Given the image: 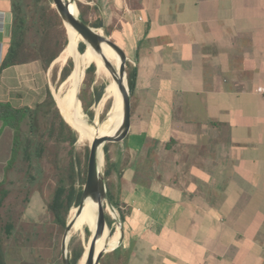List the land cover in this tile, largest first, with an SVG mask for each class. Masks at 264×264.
<instances>
[{"label":"crops","instance_id":"0c3cea01","mask_svg":"<svg viewBox=\"0 0 264 264\" xmlns=\"http://www.w3.org/2000/svg\"><path fill=\"white\" fill-rule=\"evenodd\" d=\"M79 2L133 74L130 131L108 150L131 264H264V0ZM13 21L0 0L4 56ZM12 69L0 103L17 108ZM13 153L0 120V181Z\"/></svg>","mask_w":264,"mask_h":264},{"label":"rangeland","instance_id":"374dc122","mask_svg":"<svg viewBox=\"0 0 264 264\" xmlns=\"http://www.w3.org/2000/svg\"><path fill=\"white\" fill-rule=\"evenodd\" d=\"M16 1L22 9L25 21L23 38L27 48L21 59L23 64L13 67L9 72V77L12 79L11 73L14 71L23 73L21 78L16 79L18 85H15L14 88L16 92L14 103L18 109L29 107L34 111L37 128L35 131L31 130L29 119L24 121L22 125L23 146L18 159L7 171V178L0 181V246L5 264H64L63 243L65 238L69 236L66 253L72 261L73 250L81 245L85 249L84 255L86 254L93 235L92 232L94 233L97 229L94 224L85 220L77 228H73L67 233V226L75 217V214L72 216V211L77 206H73L67 215L64 214L65 225L59 222L52 208L58 189L65 188L66 194L72 188L80 189L83 178L87 176L90 145L80 142V135L86 129L88 141H91L90 129L64 103L62 106L73 115L65 113L77 118L78 122L72 123L67 120L58 103V97L64 89L70 91L69 95L72 94L77 86L76 83L68 82L70 77L61 84V73L68 61L73 60L75 70L76 65L78 68L80 67L82 56L90 54L86 51L87 46H85L84 53L79 51L81 41L79 38V41L76 40V52L69 57L65 64L54 62L49 70H46L41 60L43 44L47 45L50 56L56 55L66 42L69 27L66 29L64 23L62 25L55 19L52 8L56 9V7L51 2L52 0ZM79 1L77 0V3ZM100 32L104 34L102 30ZM109 38L115 42L118 40ZM75 55H79L78 62L71 58ZM90 56L93 61L81 74L83 83L78 95L80 98L83 91V97L91 101L95 87L103 91L101 100L93 104L91 108L94 113L92 118L85 112L78 95L76 96L84 119H87L90 128L98 133L111 119V111L115 103L109 91L110 80L102 66L99 71L96 68L93 86L88 88L85 85V70L92 64L96 65L95 58ZM109 61L112 63L111 57H109ZM19 83H21L25 96L23 100L20 97L21 94L18 93L21 89ZM50 94L55 104H51ZM61 117L72 128V132L63 124ZM115 124L116 119L108 125L104 135ZM73 132L76 136L75 143L72 142ZM25 146L29 150V155L25 153ZM117 213L121 218L118 210ZM108 217L112 220V225H108L107 228L109 239L119 231L120 227L116 224L110 210L106 209V218ZM87 230L90 233L89 236ZM116 243L117 241H114L110 245L115 246ZM108 245L106 244V246ZM113 251L105 254L101 264L104 258ZM123 263L124 260H111L110 262V264ZM129 264H131V260H129Z\"/></svg>","mask_w":264,"mask_h":264},{"label":"trees","instance_id":"16d2710c","mask_svg":"<svg viewBox=\"0 0 264 264\" xmlns=\"http://www.w3.org/2000/svg\"><path fill=\"white\" fill-rule=\"evenodd\" d=\"M53 2V1H51ZM78 7L81 13L82 19L91 27L93 28H102V23L100 22V15L98 14L96 9H92L89 6L83 5L82 3L78 2ZM54 11V17L57 21H60L63 25L62 19L59 16L58 12L56 9L52 8ZM13 15H14V21H13V35H12V41L10 48L8 50V53L4 56V59L2 61V64L0 66V72L3 70H6L8 68L17 66L19 64H23L21 59L23 58V53L26 51V43L23 38V32L25 29V21L22 16V9L20 8L18 2L16 0H13ZM67 34V32H66ZM68 35V34H67ZM66 35V42L63 45V48L59 53L56 55H49L48 53V47L44 43L42 46L41 50V60L44 63L45 69L49 70V68L52 66V64L55 62L56 59L60 57L62 52L65 50V48L68 45V36ZM79 36H77V41H79ZM81 39V38H80ZM75 40V46L77 48V41ZM45 42V41H44ZM86 45L80 41L79 44V51L81 53L85 52V47ZM71 58L76 59L78 62L79 55L72 56ZM97 66L95 64L90 65V67L86 70L85 74V85L88 88H91L95 82V72H96ZM74 70V63L73 60L70 59L67 63V65L63 68L62 73H61V84H63L71 75L72 71ZM128 80H129V85L130 88L132 89L133 87V74L131 71H129L128 74ZM103 96V91H100L97 87L94 88V92L92 93V100L89 101L83 97V91L82 94L80 95V100L82 101L83 107L85 109V112L92 118L94 116L93 111H91V108L93 104L96 102H99ZM50 100L51 104H55V101L50 94ZM60 114V113H59ZM29 119L30 122V128L31 130L35 131L37 128L36 125V118L34 111L29 108L25 107L22 109H18L13 107L11 104L7 103H0V120L5 123L8 127H10L14 131V153H13V158L12 162L8 166V170L13 167L15 164L16 160L18 159L19 152L23 146V141H22V125L26 119ZM62 122L65 126L70 128L72 132V128L64 121V119L61 117ZM73 140L72 142L75 143L76 141V136L75 133L73 132ZM112 144H108L105 146V159H106V167H105V176L107 180V186H108V193L110 196V200L113 204V206L119 211L121 220H125V215L123 214L122 210L120 209V203L118 200L115 199L113 194L110 191L109 188V178H110V170H109V154L108 150L109 147ZM25 153L29 155V150L25 146ZM90 155V153H89ZM89 159V156H88ZM88 166V164H87ZM86 172V171H85ZM87 177V176H86ZM86 177L83 178L82 181V187L80 189H75L72 188L68 194L65 188H60L57 190L52 208L58 217L59 222H61L62 225L66 224V221L64 219V214H68L70 210L72 209L73 206H78L81 198H82V193H83V188L86 182ZM108 225H112V220L107 218ZM88 236L90 235L89 231L87 230ZM108 237V233H107ZM108 248L114 247L113 245H108ZM108 251H111V249H106ZM85 249L81 245L80 247L76 248L73 250V257H72V264H78L83 255H84ZM133 254V250H125L123 246L118 247L113 253L108 254L104 260L102 261V264H110L111 260H124L123 264H129V260H131V256ZM0 264H5L4 261V256H3V251L1 250L0 246Z\"/></svg>","mask_w":264,"mask_h":264},{"label":"water","instance_id":"95a60500","mask_svg":"<svg viewBox=\"0 0 264 264\" xmlns=\"http://www.w3.org/2000/svg\"><path fill=\"white\" fill-rule=\"evenodd\" d=\"M56 10L61 17L66 29L70 27L77 32L82 38L83 43L88 47L90 46L94 52L103 56V45L110 47L116 55L120 58V79L116 80L122 93H123V122L113 136H104L96 138L90 145V155L87 166V177L83 188L82 198L79 205L75 208L76 215L67 226V233L70 232L83 214L88 204L91 202L98 204V221L97 229L93 233L90 240L87 264H101L102 258L105 254L117 249L122 245L124 240V229L121 218H119L116 208L113 206L108 193L107 180L105 176V146L108 143H120L126 139L129 134L131 126V88L128 80V56L127 53L117 43L112 41L105 33L100 34L99 28H93L88 25L81 17L77 0H52ZM75 5L78 16L71 10L72 5ZM68 35V45L70 43ZM103 61L107 69L113 73L114 67L112 63L104 56ZM90 67V66H89ZM88 67V68H89ZM87 68V69H88ZM86 69V70H87ZM85 70V72H86ZM80 93V92H79ZM79 98V95H78ZM80 100V98H79ZM66 120V119H65ZM103 149V154H101ZM106 209H110L116 224L120 227L121 238L118 241L117 247L111 251L104 250L96 255L98 241L102 238L106 228H108ZM67 236L63 243L64 264H72L71 259L67 256L66 245L68 242Z\"/></svg>","mask_w":264,"mask_h":264},{"label":"bare ground","instance_id":"6f19581e","mask_svg":"<svg viewBox=\"0 0 264 264\" xmlns=\"http://www.w3.org/2000/svg\"><path fill=\"white\" fill-rule=\"evenodd\" d=\"M71 10L75 13L76 16H78V11H77L74 4L72 5ZM68 30H69V35H70V39H71L70 43H69V45H67L64 52L60 55V57L55 62H62V64H65L68 61L69 57L76 52L75 40L77 39V36H79L81 38V42H83V38L77 32H75L70 27ZM99 33L103 35V33H101V32H99ZM86 51L95 58L98 71L100 70V68L102 66V68L104 69V71H106L108 78L110 80L109 91H110L111 97L114 98V103H115L113 106L114 108L111 111V119L108 121V123H106L103 126V128L98 133H96L90 128V126L88 125L87 119H84L83 112L79 109V101H78V98L76 95L79 94L81 85L83 83V76L81 74H82L83 70L88 66V64L91 61H93V58L90 55H83L82 56L80 67L78 68V65H76L74 72L72 73V75L69 78L68 82L77 84L74 92L69 95L70 91L68 89H64L61 92L60 96L58 97V103H59L60 107L63 109L64 114H65L64 117L67 120L71 121L72 123L78 122V119L75 118L74 116H71L73 114L70 113V111L66 110L62 106L64 103L66 104V106L68 108H70L72 111H74V113L82 119L81 120L82 123H84L90 129V132L92 135L91 141H88V139H89V137L87 136L88 133H87V130L84 129L80 135V142H86L89 145H91L96 138L104 137V136H113V135H115V133L120 128V126L123 122V93H122V91H121V89H120V87L116 81V80L120 79L121 61H120V58L118 57V55H116L115 52L105 44L103 45V56L98 55L96 52H94V50L90 46H88ZM104 56L108 60H109V57L112 58V65L114 67L113 73L110 72L107 69V67L105 66L104 61H103ZM65 112L69 113L71 115H68ZM115 119H116V124L109 131H107L106 134L104 135L108 125H110V123L114 122ZM101 154H103V149H101ZM74 214L76 215V209H74L72 211V216ZM85 220L90 221L92 224H94L97 227L98 204L91 202L90 204L87 205L83 214L76 221V223L74 225V229L77 228L79 225H81ZM107 231H108V229L106 228L102 238L98 241L97 249H96V252H97L96 255H99V253L101 251H104L108 248L106 246V244L113 243L119 237V231H118L114 236H112L111 238L108 239ZM88 250H89V248L87 249L84 257L81 259L80 264H87Z\"/></svg>","mask_w":264,"mask_h":264},{"label":"built area","instance_id":"2783aa9c","mask_svg":"<svg viewBox=\"0 0 264 264\" xmlns=\"http://www.w3.org/2000/svg\"><path fill=\"white\" fill-rule=\"evenodd\" d=\"M2 47V46H1ZM4 59V53H3V47L0 49V66L2 64V61ZM261 92H264V89H260Z\"/></svg>","mask_w":264,"mask_h":264}]
</instances>
